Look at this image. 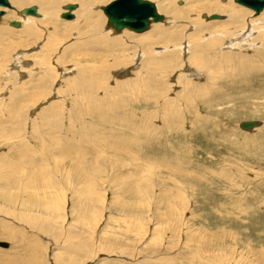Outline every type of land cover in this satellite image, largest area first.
I'll return each instance as SVG.
<instances>
[{
	"label": "rangeland",
	"instance_id": "1",
	"mask_svg": "<svg viewBox=\"0 0 264 264\" xmlns=\"http://www.w3.org/2000/svg\"><path fill=\"white\" fill-rule=\"evenodd\" d=\"M35 1L8 0L40 18L0 24V264H264V60L235 82L237 65L190 63L193 36L217 39L227 16L174 23L160 7L192 0H149L165 18L152 25L180 27L185 46L149 71L136 38L152 25L112 36L99 10L112 0ZM224 42L219 55L248 50ZM187 69L206 87L184 102Z\"/></svg>",
	"mask_w": 264,
	"mask_h": 264
},
{
	"label": "bare ground",
	"instance_id": "2",
	"mask_svg": "<svg viewBox=\"0 0 264 264\" xmlns=\"http://www.w3.org/2000/svg\"><path fill=\"white\" fill-rule=\"evenodd\" d=\"M16 1H18L19 5H23V3H25L26 1H29V0H16ZM37 1L38 0H36L35 2H37ZM57 1H62V0H40L41 3L43 2L46 6H48V9L49 10L52 9V7L49 6L50 2L51 3H54V2H57ZM63 1H80V2H82L84 0H63ZM91 1L92 2L93 1H99L100 2V0H91ZM220 1L221 0H216V1L203 0V2L200 4V2L199 3L197 2V0H192L193 4L192 5H189V7L187 9H181L180 8V9L175 10V9H169V7L168 8L160 7V10L162 12H166L170 16V21H173L174 23H175V20H173V19H181V20H184L186 22V20H188L190 16L191 17L193 16V18H196L195 21L198 20L197 17H201L202 19H204L206 21H210V20H222V17L220 15H218V16H220V19H209L210 16L208 17L205 14H202L201 13V12H203V10H207L210 13L211 12H217V13H221V14L224 13L227 16V19L229 21L228 23L231 24V27H229L228 29H225V30H220V32L217 35V39H213V40L210 39L207 42L201 41L200 35L199 34H195L193 36L192 40H191V42L192 43L194 42V43L192 45V55H193L192 57H193V59L192 60L190 59V63L191 64L192 63L193 64L194 63L195 64L197 63L199 65L198 66L199 67V70L200 69H202V70L204 69V70H206V72H211V71L212 72H216V71H219V70L222 71L223 67H225V66H228V65L229 66L230 65H237L238 68L240 67V69H242L240 73L245 72V73H243L244 75L243 74L241 75L243 78L240 77V76H239L240 77L239 78L236 74H234L233 77L229 79V81H231V82H235V81H238V80L241 81V80L245 79L244 78L245 75H247L248 72L250 71V69H252L250 67V65L253 66V63L256 62L259 58H261L262 60H264V9L258 15H255L252 10H249L248 9L249 11H247L245 9H239V8L236 9V8H234L232 6L230 7L228 3L226 4V0L225 1L223 0L224 1V3H223L224 5H222V3L220 4ZM233 3H234V0H233ZM161 4H162V6H164V3H161ZM177 4L178 5H181V2H177ZM234 4H236V3H234ZM64 6L61 7L62 12L59 13V18L60 19H62L60 17V15L63 12H65L63 10V7ZM102 7L103 6L99 7V10L100 11H101V8ZM4 9H8V11H6V13H5V10ZM12 9L13 8H12L11 5H10V8H2V7H0V10H3L4 11V15L5 16H6V14H11L14 19H19L20 20V18H22V19L26 20L25 19L26 17L40 18V15L39 14H38L39 15L38 17H34V16H24V15H22L20 13L22 9H19V8L18 9H13V10ZM75 10H73V11H75ZM179 10H182V11H179ZM73 11H72V14H73ZM37 13H38V8H37ZM4 15L0 19V24L1 25H4L5 23H7L9 27H12V26L9 25V23L11 21L10 20H6L7 16L5 17ZM203 15H205L206 18H204ZM212 15H215V14H212ZM245 16H248L249 18L246 19ZM4 17H5V19H4ZM19 20L17 22H19ZM62 20H64V19H62ZM72 20H66V21H72ZM24 22L25 21H23L22 24ZM163 22H165L164 16H163V21H161V22H151L150 26L152 24H154V23H163ZM228 23H226V24H228ZM240 23H241V25H240ZM19 24H20V22H19ZM206 24L209 25L211 23H206ZM23 25L22 26H23V29H24L25 24H23ZM208 25H206V26H208ZM211 25L213 27V24H211ZM150 26H149V29H150ZM192 26H191V28L193 30L194 29L196 30V28H195L196 26L195 25L193 27ZM30 27L31 26L28 25V21H27L26 28L30 29ZM12 28L13 29H19V28H21V24L19 25L18 28H15V27H12ZM110 29L111 28H106L105 30L108 31ZM238 29H239V31H238ZM30 30H28V32ZM124 30H126V29H124ZM124 30H122L119 34H121ZM209 30H210V32H212L210 28H209ZM110 31H111V35L112 36L119 35V34H116V35L113 34L112 33L113 32L112 29ZM147 31H145V32H147ZM181 31H182V29L180 27H177V26H172L171 25V27L169 29H165V28L163 29L159 25H152L151 26V30L149 32H147V33L143 32L145 34L140 35V36H138L136 38V43L137 44H141V46L143 48H146L147 47L146 48V51L144 52V54L141 53L143 55V58H145V60H146L145 66H146V69L147 70L150 71L151 69L156 68L157 65H159V64L162 65L161 62H163V60H164V57L163 56H165V60L167 62V64H163L166 67V71H168V70H170L172 68V59L174 58V56H173V49L176 48V47H178V49L180 48V51H181L180 54L182 52H185V46L182 47V45H180V44L179 45H176L178 43V41H180L181 39L184 38V37H182L183 31H182V33H181ZM213 34H215V33H213ZM209 36H211V34ZM123 37L124 36H120L118 38H123ZM230 37H232V39ZM224 39L226 40L225 42L223 41ZM253 39H257V41H253V44H252L251 41ZM105 40L106 39H104V41ZM115 40L117 41L119 39H115ZM259 40L261 41V43H260ZM112 42L111 41H105L106 44H110V45L112 44ZM222 42L225 43L226 48L228 50L239 49L242 46H244L245 48L248 47V50H246V51H240V54L239 55H236V56L233 55V54H229V53L228 54L227 53L226 54L224 53V54L219 55V53L217 52V48L215 47V45L217 43H222ZM255 42H257V45H258V43H260V46H256L255 45L256 44ZM115 43L117 44L118 41L115 42ZM150 46H154V47L150 49ZM253 46H256L257 49H262V51L261 50H257V49H255L254 51H252V48L251 47H253ZM164 47H165V49H164ZM166 47L169 48V51H168V49L166 50ZM154 48H159V49L161 48L162 50L161 51H158V52L155 51L154 53H152V51H153L152 49H154ZM187 53H188V47H187ZM260 54L263 55V57H259ZM183 55H184V53H183ZM158 58H160V59H158ZM263 66H264V64H263ZM256 68H258V67H256ZM263 69H264V67H263ZM186 71L189 72V76H193V78L196 80V83L195 82H192V83L191 82H187L186 85H182L181 86V88H184L183 91H182V93H181V95L183 94V96H184V99H183L184 102H185L186 99H188L185 96H188L190 98H196L200 94H203V91L205 90V87H206L205 86L203 88V85L200 84L202 82V78L199 79V75H197V74L195 75L189 69H187ZM238 75H240V74H238ZM211 76H215V75H211ZM225 77H228V76H225ZM225 77L223 79H225ZM210 80L215 81V80H217V78L212 77V79H210ZM195 118L197 120L196 123H199L201 120H203L200 117V115H196ZM243 122H252V121H243ZM243 122H241V123H243ZM254 122H257L258 125L250 128L248 130H243V131H250L251 132V131H254L255 128H258V127H260L262 125L259 121H254ZM240 124L238 125L239 128H240ZM240 130H242V129L240 128ZM4 244H6V243H4ZM0 247L2 249H7L8 248V245L6 247H4V246H0Z\"/></svg>",
	"mask_w": 264,
	"mask_h": 264
},
{
	"label": "water",
	"instance_id": "3",
	"mask_svg": "<svg viewBox=\"0 0 264 264\" xmlns=\"http://www.w3.org/2000/svg\"><path fill=\"white\" fill-rule=\"evenodd\" d=\"M234 3L252 10L258 15L264 9V0H234ZM0 7L10 8L7 0H0ZM77 8L76 4H67L63 7L60 17L64 20H72L74 18L72 11ZM103 15L106 17V28H111L114 34H119L126 29L130 32L141 34L149 29L151 22L163 21L153 2L149 0H112L101 8ZM24 16L38 17L36 6L24 8L20 12ZM4 15V11L0 10V19ZM206 18L205 15H203ZM209 19H220L218 15H211ZM10 26L18 28L19 22L11 21ZM258 125L257 122H243L240 124L242 130H248ZM0 246L6 247L7 244L0 243Z\"/></svg>",
	"mask_w": 264,
	"mask_h": 264
}]
</instances>
